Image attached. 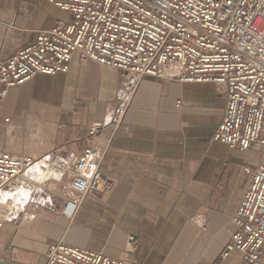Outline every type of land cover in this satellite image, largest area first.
<instances>
[{
  "label": "crops",
  "instance_id": "crops-1",
  "mask_svg": "<svg viewBox=\"0 0 264 264\" xmlns=\"http://www.w3.org/2000/svg\"><path fill=\"white\" fill-rule=\"evenodd\" d=\"M69 17L48 1L1 0L0 60ZM120 83L118 69L81 62L74 53L67 72L35 75L0 99L1 150L38 157L57 147L52 156L69 157L96 144L105 148L101 169L113 181L72 219L30 213L29 231H15L17 217L5 223L4 264H45L49 243L58 239L133 264H242L238 253H220L250 177L243 168L258 162L250 160L252 149L212 138L225 95L209 82L145 75L120 127L113 132L108 125L89 140V123L109 119ZM130 234L134 250L127 249Z\"/></svg>",
  "mask_w": 264,
  "mask_h": 264
},
{
  "label": "built area",
  "instance_id": "built-area-1",
  "mask_svg": "<svg viewBox=\"0 0 264 264\" xmlns=\"http://www.w3.org/2000/svg\"><path fill=\"white\" fill-rule=\"evenodd\" d=\"M44 1L70 17L39 30L33 42L0 60V99L35 75L67 72L74 53L81 62L118 69L114 108L108 120L89 123L91 140L108 125L113 132L120 127L145 75L214 84L226 102L213 140L260 153L254 170L243 168L250 177L220 256L236 252L242 264H264V0ZM104 153L96 144L69 157L0 149V229L54 179L67 182L61 213L74 218L88 196L113 186L101 169ZM41 160L47 167L38 181L33 172ZM126 244L134 250L137 241L130 234ZM44 259L45 264H133L62 239L49 243Z\"/></svg>",
  "mask_w": 264,
  "mask_h": 264
},
{
  "label": "rangeland",
  "instance_id": "rangeland-1",
  "mask_svg": "<svg viewBox=\"0 0 264 264\" xmlns=\"http://www.w3.org/2000/svg\"><path fill=\"white\" fill-rule=\"evenodd\" d=\"M10 116H14V115H10ZM56 151H58L57 147H55L50 152L55 154ZM250 151L252 152L250 154V160L253 161L254 163L259 162V160H260L259 149L254 148ZM47 153H49V152H47ZM66 194H67V182L66 181L57 182L55 179L47 181L42 190L36 191V193L34 195V201L31 204H29L28 206H26L23 210H20L15 215V217L18 218L17 220H15V221H17L16 222L17 224L13 225L12 227L15 228V231L23 230V228L26 229L27 231H29L28 227H30V224L33 221H31V222L27 221L26 217L30 213H39L42 215L45 214L48 217H54V218L57 217L58 213L61 212L62 205L60 206V202H61V200H63L62 196H65ZM14 218H12V219H14ZM13 222H14V220H13ZM13 222H10L8 220L6 223L10 224ZM51 229L52 228H50L49 231ZM8 245H10V241H7V244H4L3 247L5 248V246H8Z\"/></svg>",
  "mask_w": 264,
  "mask_h": 264
},
{
  "label": "bare ground",
  "instance_id": "bare-ground-1",
  "mask_svg": "<svg viewBox=\"0 0 264 264\" xmlns=\"http://www.w3.org/2000/svg\"><path fill=\"white\" fill-rule=\"evenodd\" d=\"M45 167H47L46 162H44L42 160L36 162L33 173L35 174V177L38 178V181H40L42 179V172L45 170ZM44 173H46V171ZM18 199H20V198L18 197ZM11 203H14L13 200H11Z\"/></svg>",
  "mask_w": 264,
  "mask_h": 264
},
{
  "label": "water",
  "instance_id": "water-1",
  "mask_svg": "<svg viewBox=\"0 0 264 264\" xmlns=\"http://www.w3.org/2000/svg\"><path fill=\"white\" fill-rule=\"evenodd\" d=\"M0 264H4V260L0 258Z\"/></svg>",
  "mask_w": 264,
  "mask_h": 264
}]
</instances>
